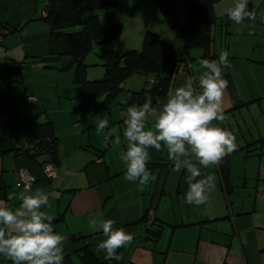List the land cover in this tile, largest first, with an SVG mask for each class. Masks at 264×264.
Segmentation results:
<instances>
[{"label": "crops", "instance_id": "0c3cea01", "mask_svg": "<svg viewBox=\"0 0 264 264\" xmlns=\"http://www.w3.org/2000/svg\"><path fill=\"white\" fill-rule=\"evenodd\" d=\"M37 1L0 0V204L17 207L19 200L8 197L26 190L19 184L20 171L35 175L30 189L48 194L43 210L54 216V231L66 238L63 264H264V21L260 17L264 0H249L256 19L254 24L245 21L252 26L243 31L226 15L234 0L215 3L217 20L209 58L203 57L202 49L184 50L178 27L166 24L154 0L150 6L148 0H125L123 10L128 12L114 9L123 24L122 35L123 19L137 26L128 43L113 40L107 48L117 53L138 50L147 31L173 47L184 72L175 77L169 91L198 78L200 59L218 60L222 49L230 53V67L224 68L229 81L223 97L226 120L220 126L235 135L237 148L219 167L202 169L217 179L215 191L200 206L185 202V173L173 170L166 149H150L148 168L157 177L154 182L141 190L138 182L125 180L120 159L126 150L123 121L131 92L140 91L147 78L131 75L107 106L103 104L106 94L85 96L73 68L58 69L68 62L66 41L53 38L45 24L33 20L40 14ZM172 4L178 24H185L182 0ZM148 7L153 11L142 12ZM138 18L144 25L136 23ZM96 58L88 55L83 60L86 81L104 75L102 61ZM19 62L22 81L14 83L8 70ZM167 94L157 103L165 102ZM32 117L53 125L57 165L17 152L13 129ZM103 118L109 120L114 134L107 147L95 130L96 121ZM115 135L121 136L120 144L115 143ZM48 165L56 167L54 177L45 176ZM106 219L135 234L131 244L118 250L119 260H107L105 253L96 250L105 239L101 224ZM0 264L11 261L0 255Z\"/></svg>", "mask_w": 264, "mask_h": 264}, {"label": "clouds", "instance_id": "9594fccd", "mask_svg": "<svg viewBox=\"0 0 264 264\" xmlns=\"http://www.w3.org/2000/svg\"><path fill=\"white\" fill-rule=\"evenodd\" d=\"M248 5L249 0H234L226 9L228 19L238 26V31L252 26L245 21L255 22L256 14ZM260 17L264 21V12ZM229 55L222 49L218 60L200 59L198 78L188 79L169 91L165 102L154 106L151 96L146 95L143 104L127 107L122 130L126 150L120 154L126 181L138 182L141 190L154 182L157 177L148 168L150 149L159 152L163 148L174 164L173 170L185 173V202L195 206L207 202L209 194L215 191L217 178L202 169L219 167L237 148L235 135L220 126L226 120L223 97L229 81L224 78V68L230 67ZM95 130L103 135L107 147L114 135L109 130V120L98 119ZM115 143H121L120 135H115ZM14 198L19 200L15 208L0 204V255L11 264H63L66 238L54 231V216L43 210L49 203L48 194L42 189H26L8 197ZM115 225L113 219L101 224L105 239L96 250L105 253L107 260H119L118 250L135 238L134 233Z\"/></svg>", "mask_w": 264, "mask_h": 264}, {"label": "trees", "instance_id": "16d2710c", "mask_svg": "<svg viewBox=\"0 0 264 264\" xmlns=\"http://www.w3.org/2000/svg\"><path fill=\"white\" fill-rule=\"evenodd\" d=\"M120 0H45L40 14L33 20L45 24L53 38L66 41L68 62L60 71L73 68L75 81L83 85L85 96L92 99L106 94L104 105H109L123 89V83L134 73L147 79L140 91L131 92V104H143L145 96H151L153 105L166 95L175 80L180 60L173 55V47L157 33L145 32L141 48L117 53L106 47L123 33V24L114 9ZM218 0H182L186 23L179 25L172 0H154L166 24L178 27L186 52L202 49L203 57H212L213 27L217 16L214 5ZM102 11V14L99 12ZM105 23H102V17ZM69 29H72L69 31ZM92 52L102 61L104 75L95 81H86V65L83 60ZM23 63L8 70L12 82L22 81ZM13 133L18 140L17 152L29 159L57 165L58 138L50 121L40 122L37 117L17 123Z\"/></svg>", "mask_w": 264, "mask_h": 264}, {"label": "rangeland", "instance_id": "374dc122", "mask_svg": "<svg viewBox=\"0 0 264 264\" xmlns=\"http://www.w3.org/2000/svg\"><path fill=\"white\" fill-rule=\"evenodd\" d=\"M149 2H152V1L151 0H148V4L150 6V3ZM43 3H44V0H38L37 1V15L41 12ZM124 3H125V0H120L119 1V4L116 6L117 7V9H116L117 12H128V11L123 10ZM152 11L153 10H151V7H148V9L146 11H142V12H152ZM99 12L102 14V11H99ZM101 17H102V23L104 24L105 23L104 18H103V16H101ZM123 20H124V24H125V27H126V31H125V35H122V37L120 39H117L118 42H119L118 44H122V43L123 44H126V43H128L129 42L128 40L130 39L129 36H130L131 30H135V27L137 26V25L136 26L132 25V23L130 22V20H127V19L126 20L123 19ZM134 22H136V21H134ZM136 23L137 24L138 23H142L144 25L145 22H143V19L142 18H138ZM71 30L72 29H69V31H71ZM89 58H92V59L94 58L95 60H97L96 54L93 53V52L91 54H89ZM132 76L133 77H135V76H142L144 78V76L142 74H140V73H134Z\"/></svg>", "mask_w": 264, "mask_h": 264}, {"label": "built area", "instance_id": "2783aa9c", "mask_svg": "<svg viewBox=\"0 0 264 264\" xmlns=\"http://www.w3.org/2000/svg\"><path fill=\"white\" fill-rule=\"evenodd\" d=\"M184 72V66L182 64L178 65L176 68L175 76L178 77ZM56 167L52 165H48L45 169V176L47 178L54 177L56 175ZM20 181L19 184L23 186L25 189H30L35 183L37 177L33 174H30L26 170H21L19 173Z\"/></svg>", "mask_w": 264, "mask_h": 264}]
</instances>
